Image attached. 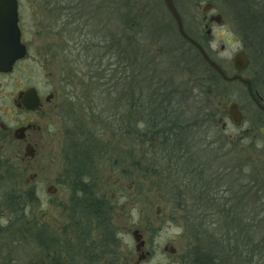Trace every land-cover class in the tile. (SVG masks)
<instances>
[{
    "label": "rangeland",
    "instance_id": "rangeland-1",
    "mask_svg": "<svg viewBox=\"0 0 264 264\" xmlns=\"http://www.w3.org/2000/svg\"><path fill=\"white\" fill-rule=\"evenodd\" d=\"M45 1L21 0V24L29 53L18 63L13 76L1 79L0 101L8 102L6 95L15 85L12 79L20 87L36 86L44 96L54 89L66 95L71 91L72 95L56 100L60 103L58 110L37 118L42 125L40 154L34 158L13 153L0 157V264H134L140 256L139 264H186V255L198 239L195 226L204 223L217 234L233 235L225 223L227 213L223 217L222 212L209 208L212 206L201 205L203 197L214 199L219 209L223 204L226 209L231 202L240 209L244 206L239 210L243 217L264 218V133L260 131L264 113L251 101L246 85L214 78L206 62L190 52L161 0H131L135 26L133 20L125 26L116 18L115 34L124 38L119 44L109 43L111 27L107 20V27L100 24L85 28L77 23L67 28L72 35L81 33L87 38L80 44L83 48L88 42L95 44L93 32L99 34L96 55L86 58L81 54L75 58L77 67L70 65L72 58H60L66 38L59 37L56 26L50 27ZM212 1L222 23L212 26L211 58L230 77L239 74L256 80L254 88L264 98V76L257 74V68L249 66L238 73L234 67L233 56L247 51L232 6L228 0ZM116 4L121 8V2L116 0ZM182 4L186 18L198 26L200 8L190 1ZM133 33L139 34L136 41L132 40ZM140 35L147 38L144 45ZM203 36L207 39L205 31ZM49 46L58 56L45 51ZM69 66L75 73L71 86L64 81ZM130 78L135 84L132 92L128 90ZM164 93L169 94L170 103L162 101ZM129 100L149 103L148 111L134 114L132 109L137 107ZM224 101L239 104L243 129L254 128L253 138L234 126L222 106ZM163 103V109L152 112L151 108ZM174 110L181 114L182 123L193 126L194 134L175 158L167 154L165 160L151 153L159 150L158 142L157 146L150 145L133 137L138 132L147 133L145 124L131 126V122L136 116H151L155 124L167 116L170 122L168 115ZM120 122L129 128L124 134L118 131ZM83 124L86 129L103 133L99 139L104 148L94 164L97 171L92 182L96 195L111 207L114 234L111 237L96 230L85 241L89 251L79 246L85 239L80 237L81 229L87 226V232L90 225L81 214L71 213L72 176L66 160L67 132ZM239 134L243 141L235 144L230 140V135ZM241 145L246 146L243 153L239 152ZM184 150L190 151L187 157L196 160L186 165L187 169L181 168ZM169 166L177 168L176 175L169 174ZM123 170L135 175L128 177ZM49 187L57 191L50 193ZM156 206L160 207L159 215ZM257 224L253 232L262 237L264 221ZM135 230L142 236L139 241ZM140 241L144 244L138 250ZM167 244H173L177 252H165Z\"/></svg>",
    "mask_w": 264,
    "mask_h": 264
},
{
    "label": "trees",
    "instance_id": "trees-1",
    "mask_svg": "<svg viewBox=\"0 0 264 264\" xmlns=\"http://www.w3.org/2000/svg\"><path fill=\"white\" fill-rule=\"evenodd\" d=\"M228 2L234 10L237 27L244 38L245 49L251 61L250 67L257 68V74L264 76V0H228ZM207 66L214 78L223 80L208 64ZM251 81L253 86H256V80ZM168 95L167 93L163 94L162 101L164 103H170L171 100H169L170 97ZM164 103L159 107L151 108L152 112L163 109ZM132 110L134 114L138 113L139 115L148 111V108H133ZM180 115L174 110L172 115H168L170 122L166 120L167 116H165L160 123L156 124L153 123L154 119L151 116L149 118L136 116L132 122L130 119L127 121L131 122V126L132 124L133 126H137L139 123H144V129H146L147 133L138 132L139 134H133V137L136 139L142 138L143 142H146V144L148 142L150 145L157 146L156 143L158 142L159 150H151V153L156 157L161 155L160 157L166 160L167 154L171 155V158H175L176 154H179L178 149L180 147L188 146V138H190L191 133L194 134L193 126L182 123L183 118ZM168 123L169 129L165 128ZM163 124L165 127H163ZM128 129L124 128V122H120L118 129L121 132L120 134H124ZM97 131L86 129V125L83 124L81 126L77 125L76 128L67 132L69 143L66 148V160L69 166L68 170L72 176L73 189V209L71 213L74 215L77 213L81 214L82 218L90 225L87 232L85 230L87 226L81 229L82 234L80 237L85 239L80 241L79 246L85 249H88L85 242L86 239L96 230H99L98 232L102 231L105 234L109 233L111 237L113 234L112 227L110 226L111 207L105 203L104 199L96 195L93 186L94 182H92L93 176L97 171L94 164H96L97 158L102 153L101 149L104 148V145L100 147L102 142L99 139L103 133ZM203 149L201 148V150ZM181 152H185V162L181 168L187 169L186 165L195 163L196 160L195 158L187 157L190 151L184 150ZM195 156L197 155L195 154ZM172 168L169 166V170H171L169 174L174 176L176 175L177 168ZM123 171L128 177L135 175L134 172ZM254 185L255 182L252 181V188ZM29 197L31 198V196ZM213 201L214 199L203 197L201 205L212 206L209 208H214L219 213L222 212L223 217L226 212L225 223L230 226L229 228L233 235L225 236L217 234L213 229L209 230V228L204 227V223H201L199 227L195 226L198 232V239H195V244L186 255V264H264V236L256 237V234L253 232L256 231L254 227L258 229L257 223L259 220L262 222L264 218L251 219L247 218V216L243 217L242 212L239 210H243L244 206L240 209L233 203L231 204V202L226 209L224 204L221 205L220 210L218 208L219 205L217 207ZM105 239L107 241L106 237ZM86 251H89V249Z\"/></svg>",
    "mask_w": 264,
    "mask_h": 264
},
{
    "label": "flooded vegetation",
    "instance_id": "flooded-vegetation-1",
    "mask_svg": "<svg viewBox=\"0 0 264 264\" xmlns=\"http://www.w3.org/2000/svg\"><path fill=\"white\" fill-rule=\"evenodd\" d=\"M17 1L19 4L18 13H19V26L22 34L21 40L26 46L27 55H28L30 47L25 43V31L23 25L21 24V19H22L21 10H20L21 0H17ZM123 1H125L124 4L122 1L118 0V2H121L122 4L121 5L122 10H121V8H118L119 6H117L116 0H46L45 1L46 3L45 10H47L46 18L50 23V27L55 29L56 26V28L59 29L57 31V33H59V37L65 35L63 37L66 38L64 39L65 42L63 43H67V44H65L61 48L60 53L62 54L60 55V58L64 60L65 59L68 60L69 58H72L70 65H73V63L75 64V62H77L75 58L81 57V54L83 53H84L83 56L86 58L88 57L93 58L96 55L95 48L96 49L98 48L97 43H99L98 42L99 34L97 33L98 31L92 33V41L95 40V44L94 41L91 43L88 42L89 45L86 46V48H83L80 44H82L83 38L86 39V41H88L87 38L83 37L81 33H79V35H72L71 32L72 30L70 32L67 31V28L72 29L74 24L77 23L85 28L100 26V24L102 27L103 26L107 27V25H105V22L107 20L108 27L109 28L111 27V29H109L108 32V38L110 40L109 43L119 44L121 42L120 40L124 38L120 36V34L119 35L115 34L116 18L120 20L125 26H127V24L132 20H133L132 26H135L134 20L136 19V14L133 13L134 8L131 9L132 7L131 0H123ZM184 1L193 2L196 6L200 8L202 18L200 23H198V26H193L192 23L188 20V18H186V13L182 4ZM173 2L175 4V7L179 15L181 16L186 34L191 38H193L194 40H196L198 43H200L203 46V48L206 50V52L209 54V49L211 48L210 40L212 34V26L217 23L215 17L217 15H221L220 13L216 12L217 9L216 5L213 3L212 0H173ZM161 3H162V7L166 12L167 17L168 18L170 17L172 19V23H174L175 27L177 28L178 37H180L183 43L186 46H188L190 52L196 53V55H199L202 58V60H204L198 49L179 33L177 22L173 17V15L171 14V12L168 10L167 6L165 5L164 0H161ZM101 11H103L104 14H101L100 13ZM173 31L175 32V28L173 29ZM203 31H205L207 39H205V37L203 36ZM133 35L134 37H132V40L136 41L137 40L136 38L139 34L133 33ZM59 37L58 39H60ZM139 38L141 39L140 40L141 44L143 43V41L146 42L147 38H143V35H140ZM142 45H144V43ZM45 51H49L52 55L58 56L57 55L58 53L54 52L51 46H49L47 50L45 49ZM147 52L150 51L147 49ZM149 55H150L149 53H146V56ZM22 60L23 59L16 61L15 64L13 65V68L10 71L8 72L0 71V83H1V79H3L4 77L7 78L14 75L18 63ZM75 67H77L76 64ZM74 75L75 73L73 71L72 66H69L68 74L66 75V78H64L65 84H67V86H71L72 83L74 82L72 80L73 79L72 77ZM12 80L15 85L13 91H11L6 95L8 96V102L5 104L4 102L0 101V157L8 156L13 153L14 155L23 154L25 157L30 158V154L32 151L34 157H36L38 154H40V151L42 150V146L39 143V140L42 136L41 135L42 125L40 124L39 119L37 118L42 114L48 115L49 113L58 110V108L60 107V103L57 104L56 100L60 98L66 100V97L69 98L72 95V92L69 91V93L66 95L64 94L65 92L62 94L59 89H54L53 91H50L48 94H46V96H44L36 88V86L27 84L25 86L20 87L18 81H15L14 79ZM130 81H131V85L128 86L129 87L128 90L132 92V85L135 84L132 83V79ZM236 81H240V80H236ZM246 87L248 90V94L251 98V101L257 106V108L260 111L264 113V110L257 103L259 102L264 107V98L254 88L252 81H251V88L257 101L256 99L252 98V96L250 95L248 85H246ZM31 88H35L37 90L38 96L40 98V106L36 110L27 109L26 105L23 102L25 93L27 92V90ZM129 101H130L129 102L130 105L134 104L136 105L137 108L138 107L147 108V106L149 105V103H145L142 100H136V101L129 100ZM225 110L228 112L227 109ZM232 123L236 128H238V130L243 131L244 134H246V136L250 138H253L255 136L254 128L248 127L243 129V125H244L243 123L240 126H237L233 120ZM225 126L226 125L223 124V128H225ZM20 129L23 130L20 131ZM260 131L264 133V128H260ZM241 135L242 134L230 135V140L235 144L238 141H243L244 139L242 138ZM245 150H246V146L241 145L239 148V152L243 153L245 152ZM250 158L251 156L249 155L246 156L247 160H250ZM42 217H44L43 214ZM45 220L51 221L50 218Z\"/></svg>",
    "mask_w": 264,
    "mask_h": 264
},
{
    "label": "water",
    "instance_id": "water-1",
    "mask_svg": "<svg viewBox=\"0 0 264 264\" xmlns=\"http://www.w3.org/2000/svg\"><path fill=\"white\" fill-rule=\"evenodd\" d=\"M165 5L175 18L179 33L187 39L192 45H194L200 54L202 55L204 61L215 71L224 81H236L240 80L242 83L248 85L249 93L252 98L256 99L251 88V81L249 79H244L240 75L228 76L223 68L211 58V56L206 52L203 46L196 40L188 36L184 30L183 22L181 16L179 15L173 0H164ZM19 4L17 0H0V71L8 72L13 68L16 61L23 59L27 55V49L25 44L21 40V29L19 26ZM217 23H221L222 16L217 15L215 17ZM250 58L245 51H239L233 56V64L236 71L241 72L250 66ZM257 101V99H256ZM23 102L29 110H36L40 106V98L38 92L35 88L27 90ZM259 106L264 110V107L259 103ZM222 106L228 110V113L232 120L237 126L243 123L244 117L239 108V104L235 101H224ZM23 129H20L22 131ZM33 151L30 154V158H33ZM57 190L53 187L48 188V192L55 193ZM160 207L156 206V215L160 214ZM136 241H139L142 237L138 230L133 232ZM144 242L140 241L137 245V249L143 245ZM163 250L170 254H175L177 248L173 244H167L164 246ZM142 256L139 257L138 261L134 264H139L142 260Z\"/></svg>",
    "mask_w": 264,
    "mask_h": 264
}]
</instances>
